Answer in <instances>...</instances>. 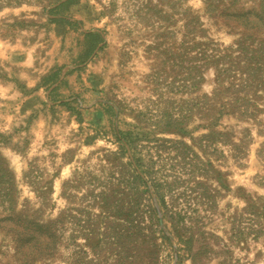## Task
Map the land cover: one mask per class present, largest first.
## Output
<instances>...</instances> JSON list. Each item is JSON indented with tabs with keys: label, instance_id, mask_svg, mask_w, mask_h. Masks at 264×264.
<instances>
[{
	"label": "rangeland",
	"instance_id": "1",
	"mask_svg": "<svg viewBox=\"0 0 264 264\" xmlns=\"http://www.w3.org/2000/svg\"><path fill=\"white\" fill-rule=\"evenodd\" d=\"M0 264H264V0H0Z\"/></svg>",
	"mask_w": 264,
	"mask_h": 264
}]
</instances>
